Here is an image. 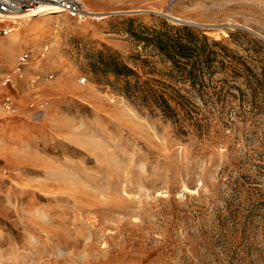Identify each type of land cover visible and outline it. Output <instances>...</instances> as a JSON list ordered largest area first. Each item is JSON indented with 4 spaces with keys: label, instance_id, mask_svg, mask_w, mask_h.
<instances>
[{
    "label": "rangeland",
    "instance_id": "374dc122",
    "mask_svg": "<svg viewBox=\"0 0 264 264\" xmlns=\"http://www.w3.org/2000/svg\"><path fill=\"white\" fill-rule=\"evenodd\" d=\"M82 1L104 18H24L0 39V71L28 52L48 101L31 121L21 84L0 116V264H264V0ZM162 23L219 43L202 97L148 44ZM100 57L164 92L175 122Z\"/></svg>",
    "mask_w": 264,
    "mask_h": 264
},
{
    "label": "trees",
    "instance_id": "16d2710c",
    "mask_svg": "<svg viewBox=\"0 0 264 264\" xmlns=\"http://www.w3.org/2000/svg\"><path fill=\"white\" fill-rule=\"evenodd\" d=\"M162 26L164 27L162 31L151 34L147 40L148 44L164 62L169 64L168 73L173 78L178 77L183 83L188 84L196 95L202 97L205 77L210 73V65L214 62L212 57L216 56L212 47L219 43L214 41L209 43L207 37L195 34L186 27L175 28L166 23H162ZM99 60L101 72L123 78L122 91L128 100L130 99L137 107L151 109V112L152 107H155L163 117L175 122V110L170 107L164 92L154 89L147 82L140 85L137 75L113 57H100ZM177 96V105L188 114L191 111L188 99L182 95Z\"/></svg>",
    "mask_w": 264,
    "mask_h": 264
},
{
    "label": "built area",
    "instance_id": "2783aa9c",
    "mask_svg": "<svg viewBox=\"0 0 264 264\" xmlns=\"http://www.w3.org/2000/svg\"><path fill=\"white\" fill-rule=\"evenodd\" d=\"M40 7L60 10L61 14L74 20L92 19V12L89 11L88 6L82 0H0V39L7 36L12 29L10 25L14 24L6 18L7 16L23 15ZM46 50L47 47L43 51ZM44 52L40 54V59L44 56ZM16 60L14 67L8 73L0 71V116L18 113V92L21 84H24L30 95L26 104V110L30 113L29 119L33 122H39L46 112L48 101L45 97L34 93L32 89L35 84L41 81L43 76L38 74L28 75L31 62L28 52L24 51ZM52 78L53 76L50 74L45 76L47 80ZM84 82L85 80L82 79L81 83Z\"/></svg>",
    "mask_w": 264,
    "mask_h": 264
},
{
    "label": "bare ground",
    "instance_id": "6f19581e",
    "mask_svg": "<svg viewBox=\"0 0 264 264\" xmlns=\"http://www.w3.org/2000/svg\"><path fill=\"white\" fill-rule=\"evenodd\" d=\"M58 15H61L60 10L57 11L56 9H52V8H48V7H40L39 9H37L35 11L24 13L23 15L7 16L6 18H8L10 21H12V23L16 24L17 21L24 20V18L41 17V16H58ZM97 15H99V14L92 12L91 18L97 19V20L104 18L102 16L97 17ZM78 21H80V20H78ZM12 30H13V28H12Z\"/></svg>",
    "mask_w": 264,
    "mask_h": 264
}]
</instances>
